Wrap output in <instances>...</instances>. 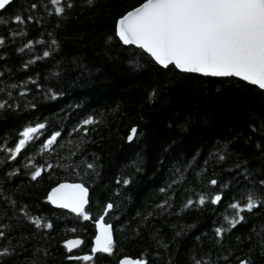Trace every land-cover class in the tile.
<instances>
[{
    "label": "trees",
    "instance_id": "obj_1",
    "mask_svg": "<svg viewBox=\"0 0 264 264\" xmlns=\"http://www.w3.org/2000/svg\"><path fill=\"white\" fill-rule=\"evenodd\" d=\"M143 2L61 0L58 16L50 0H14L0 12V264H264V93L161 69L123 46L115 24ZM39 123L45 128L12 160L19 133ZM54 132L61 135L45 150ZM60 182L88 189L91 219L48 204ZM250 194L261 203L233 227L230 205L243 207ZM101 216L113 253L68 259L91 254ZM70 238L83 243L67 252Z\"/></svg>",
    "mask_w": 264,
    "mask_h": 264
},
{
    "label": "snow or ice",
    "instance_id": "obj_2",
    "mask_svg": "<svg viewBox=\"0 0 264 264\" xmlns=\"http://www.w3.org/2000/svg\"><path fill=\"white\" fill-rule=\"evenodd\" d=\"M13 2L14 0H0V11L6 10ZM93 2L94 0H88L89 4ZM50 4L58 16L65 11L61 0H50ZM32 8H36V5L33 4ZM28 19L31 20L32 17ZM6 22L0 16V24ZM12 22L24 24L25 20L21 15H15ZM115 34L124 45H136L165 69L174 66L183 73L235 77L264 91V0H144L141 5L128 11L118 20ZM4 43L5 41L0 38V45ZM48 55V52L44 53L45 57ZM51 98L56 99V96L53 95ZM4 107V103H0V109ZM92 123L94 121L91 118L83 121L84 125ZM44 128L43 123L25 127L19 133L21 138L15 148L9 150L11 159L15 160ZM60 135V132H54L44 143V149L47 150L56 143ZM136 135L137 129L132 128L128 141L131 142ZM41 174V169L37 168L31 179L36 180ZM123 183L126 185L129 181L124 180ZM210 183L216 185L217 181L212 180ZM47 200L57 208L68 209L85 221L91 219L85 211L89 200L88 189L83 184H60L49 192ZM205 200L206 197L201 196L198 203L203 205ZM220 201V195L211 199L212 204ZM192 203L189 200L186 206H191ZM259 203L261 201L251 194L243 207L238 203H232L230 207L236 210L235 214L239 217L230 221L232 226L243 220L241 212H251ZM112 208L111 203L106 205L105 215ZM33 223L41 227L39 219ZM44 227L52 228V224H46ZM96 228L98 234L91 254L69 256L68 259L87 262L92 261L96 254L113 253L112 226L104 222V216L96 220ZM221 231L219 228L216 229L217 236L221 235ZM3 235L4 233L0 232V237ZM82 243L83 241L78 239L70 240L65 247L71 252ZM6 253L7 250L0 255ZM121 264L146 262L125 259ZM241 264L250 262L241 261Z\"/></svg>",
    "mask_w": 264,
    "mask_h": 264
},
{
    "label": "water",
    "instance_id": "obj_3",
    "mask_svg": "<svg viewBox=\"0 0 264 264\" xmlns=\"http://www.w3.org/2000/svg\"><path fill=\"white\" fill-rule=\"evenodd\" d=\"M134 10V9H133ZM1 12V11H0ZM119 20V19H118ZM118 20H117V22H118ZM117 22H116V24H115V32H116V25H117ZM118 38V37H117ZM119 39V38H118ZM120 41V40H119ZM121 42V41H120ZM121 44L123 45V46H126V47H128V46H131V47H134V48H136V49H140L139 47H137L136 45H124L122 42H121ZM142 52H144L142 49H140ZM155 64H156V62L148 55V53H146V52H144ZM159 68H161V69H165V68H163L162 66H160V65H158V64H156ZM176 71H178L179 73H183V72H180L178 69H176L174 66H172ZM184 74H193V75H197V76H200V77H207V78H215V79H226V78H232V79H235V80H238V81H240L238 78H235V77H211V76H204V75H202V74H199V73H184ZM240 82H242V83H244V84H247V83H245V82H243V81H240ZM247 85H249V84H247ZM249 86H252V85H249ZM252 87H255V86H252ZM256 89H258L257 87H255ZM259 91H261V92H263L264 93V91H262V90H260V89H258ZM64 183H67V184H79V183H72V182H60V183H58L56 186H54L53 188H55V187H58L60 184H64ZM53 188H51L49 191H48V193H47V195H46V200H47V196H48V194H49V192L53 189ZM47 202H48V200H47ZM48 204L52 207V208H54V209H56V210H62V211H65V212H67V213H69V214H71V215H74V216H77L76 214H74V213H71L68 209H61V208H57L56 206H54V205H52L51 203H49L48 202ZM88 205V204H87ZM87 205L85 206V209H86V207H87ZM108 225H110V224H108ZM98 234V232H97V228H96V221H95V223H94V236H93V238H92V240H91V247H90V252H91V249L94 247V242H95V237H96V235ZM113 237V236H112ZM78 238H70V239H68V240H66L65 242H64V248H65V250L67 251V252H69L68 250H67V248L65 247V244L68 242V241H70V240H77ZM79 240V239H78ZM79 247V246H78ZM77 247V248H78ZM77 248H74L72 251H74L75 249H77ZM71 251V252H72ZM105 255V254H104ZM125 259H128V260H131V261H136V260H133V259H131V258H128V257H124V258H122V259H120L118 262H117V264H121V261L122 260H125ZM241 264V263H240Z\"/></svg>",
    "mask_w": 264,
    "mask_h": 264
}]
</instances>
